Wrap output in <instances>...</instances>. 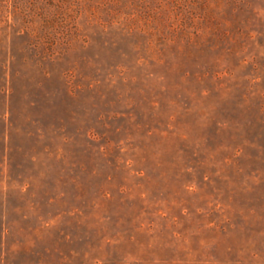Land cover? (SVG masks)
I'll list each match as a JSON object with an SVG mask.
<instances>
[{
  "label": "rangeland",
  "instance_id": "374dc122",
  "mask_svg": "<svg viewBox=\"0 0 264 264\" xmlns=\"http://www.w3.org/2000/svg\"><path fill=\"white\" fill-rule=\"evenodd\" d=\"M0 264H264V0H0Z\"/></svg>",
  "mask_w": 264,
  "mask_h": 264
}]
</instances>
